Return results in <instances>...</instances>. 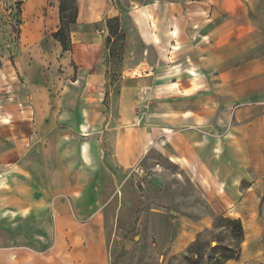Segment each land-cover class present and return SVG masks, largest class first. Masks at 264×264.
Wrapping results in <instances>:
<instances>
[{
  "label": "crops",
  "instance_id": "crops-1",
  "mask_svg": "<svg viewBox=\"0 0 264 264\" xmlns=\"http://www.w3.org/2000/svg\"><path fill=\"white\" fill-rule=\"evenodd\" d=\"M80 7L73 26L85 28L72 26L71 50L55 40L59 91L32 95L28 108L22 95L0 96V264H40L61 251V260L72 261L77 246L86 261L105 264L102 215L141 161L150 173L145 205L157 206L158 195L173 215L171 254L222 214L243 227L239 257L224 264H257L264 251V0L134 4L130 29L155 47L156 59L148 60V48L138 62L129 56L117 91L102 61L107 28L92 25L119 12L113 4Z\"/></svg>",
  "mask_w": 264,
  "mask_h": 264
},
{
  "label": "rangeland",
  "instance_id": "rangeland-1",
  "mask_svg": "<svg viewBox=\"0 0 264 264\" xmlns=\"http://www.w3.org/2000/svg\"><path fill=\"white\" fill-rule=\"evenodd\" d=\"M145 1L148 0H77L78 13L80 6L109 8L112 4L119 12L117 16L92 25L107 28L102 46L106 53L102 61L107 64L110 90H118L117 79L122 72L123 61H127L129 56L134 62H138L142 51L148 48V60L156 59L155 47L142 43L130 29L131 22L127 16L131 6ZM58 2L59 0H0V96L22 95L25 108L31 105L32 95L47 94L48 91L54 94L59 91L56 83H59L63 67L59 52L55 50L58 44L51 36L58 26ZM113 17H117V22L111 19ZM109 26L112 27V33L109 32ZM73 27L85 28L80 25ZM126 33L131 35L128 40ZM187 56V59L191 58V55ZM170 60L174 59L169 55L167 61ZM72 64L74 65L73 60ZM142 71V67L136 69L135 75L138 76ZM237 104L239 103H232V107ZM142 121L141 115L137 118V125L140 126ZM145 186H141L135 177L128 176L123 188L115 192L116 197L105 208L102 215L105 264H210L215 259H223L227 253L224 246L235 248L236 240L232 238L231 227L218 224L199 232L183 251L171 254V243L176 235L173 215L169 207H160L158 195L157 206L149 209L145 205ZM74 247H71L72 250ZM60 248L56 251L60 252ZM46 249L47 247L41 246L40 250ZM84 251L85 248L77 246L74 251L76 254H72V261L61 260V251L60 257H46L47 260L40 264H103L100 260L86 261ZM261 256L257 264H264V251Z\"/></svg>",
  "mask_w": 264,
  "mask_h": 264
},
{
  "label": "trees",
  "instance_id": "trees-1",
  "mask_svg": "<svg viewBox=\"0 0 264 264\" xmlns=\"http://www.w3.org/2000/svg\"><path fill=\"white\" fill-rule=\"evenodd\" d=\"M77 13V0H59L58 26L56 30L51 33V36L60 43L61 48L64 51L70 50L71 48L70 31L72 26L76 23ZM111 19L114 20V22H117L118 20L117 17ZM108 22L110 23L111 20L109 19ZM109 32L112 33L111 26H109ZM218 224L231 227V232L233 233L232 238L236 240V246L235 248L224 246L223 248H225L227 253L223 256V259H215L210 264H224L229 259L238 258L240 254V243L243 240V227L239 219H233L218 214L214 218L213 227H216ZM212 250L215 251V248L212 247Z\"/></svg>",
  "mask_w": 264,
  "mask_h": 264
},
{
  "label": "built area",
  "instance_id": "built-area-1",
  "mask_svg": "<svg viewBox=\"0 0 264 264\" xmlns=\"http://www.w3.org/2000/svg\"><path fill=\"white\" fill-rule=\"evenodd\" d=\"M128 176H133L139 180L141 186H145L150 177L149 171L139 162L129 169Z\"/></svg>",
  "mask_w": 264,
  "mask_h": 264
}]
</instances>
